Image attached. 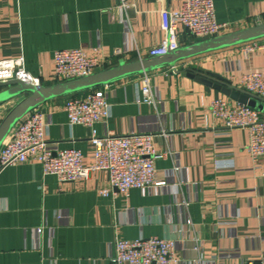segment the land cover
I'll use <instances>...</instances> for the list:
<instances>
[{
    "label": "crops",
    "instance_id": "0c3cea01",
    "mask_svg": "<svg viewBox=\"0 0 264 264\" xmlns=\"http://www.w3.org/2000/svg\"><path fill=\"white\" fill-rule=\"evenodd\" d=\"M213 1L226 33L264 23V0ZM184 2L0 0V61L23 58L31 74L52 84L57 50L82 49L98 71L144 58L166 37L163 9ZM194 42L182 34V46ZM245 45L186 60L177 72H151L150 103L141 75L101 88L110 118L94 131L152 133L157 180L165 182L156 192L113 191L106 171L61 183L34 159L0 171V264H112L118 241L153 237L177 242L173 264H264V158L250 154L249 129H228L214 114L215 100L235 102L186 76L214 72L244 90L247 74L264 79V49ZM66 99L38 108L48 148L81 150L91 165L93 129L69 122ZM10 102L0 105V123Z\"/></svg>",
    "mask_w": 264,
    "mask_h": 264
},
{
    "label": "built area",
    "instance_id": "2783aa9c",
    "mask_svg": "<svg viewBox=\"0 0 264 264\" xmlns=\"http://www.w3.org/2000/svg\"><path fill=\"white\" fill-rule=\"evenodd\" d=\"M162 27L166 37L159 46L151 48L147 56L165 55L179 49L182 34L196 41L207 40L229 30L219 23L213 0H185L180 10L162 11ZM245 50L264 49V39L245 45ZM57 82L90 75L99 69V62L79 48L57 50L53 54ZM172 71H178L177 67ZM150 73L141 75L145 102H152ZM20 80L28 84H43L31 74L23 58L0 61V83ZM244 90L254 95L264 94L262 74L251 72L243 78ZM105 86L104 88H107ZM110 104L104 89H96L68 97L64 103L69 122L89 128L110 118ZM212 109L225 120L226 128H247L251 133L249 152L254 158H264V115L257 110L225 99L215 100ZM45 115L37 108L27 114L14 127L0 148V171L9 166L23 164L30 159L42 164L45 175L54 176L61 183L87 179L94 171H106L111 190L122 194L132 189L156 192L165 182L157 180L154 160L157 156L152 133L99 136L93 129L94 162L84 163L81 150L70 148L52 151L45 140ZM108 194V191H104ZM40 231V230H39ZM178 244L172 240L145 238L116 243L112 264H173Z\"/></svg>",
    "mask_w": 264,
    "mask_h": 264
},
{
    "label": "water",
    "instance_id": "95a60500",
    "mask_svg": "<svg viewBox=\"0 0 264 264\" xmlns=\"http://www.w3.org/2000/svg\"><path fill=\"white\" fill-rule=\"evenodd\" d=\"M262 39H264V23L184 45L165 55L147 56L131 61L121 60L113 66L90 75L61 82L39 85L28 84L20 80L2 82L0 83V105L17 99L18 102L0 123V148L19 121L49 101L101 89L121 80L160 69L176 68L186 60ZM186 76L201 85L220 92L233 102L248 106L264 115V99L262 97L232 86L221 75L214 72L187 70Z\"/></svg>",
    "mask_w": 264,
    "mask_h": 264
},
{
    "label": "rangeland",
    "instance_id": "374dc122",
    "mask_svg": "<svg viewBox=\"0 0 264 264\" xmlns=\"http://www.w3.org/2000/svg\"><path fill=\"white\" fill-rule=\"evenodd\" d=\"M17 102H18V99H17V100H14V101H12V102H10V103H8L7 106H5V111H6V112H9L10 109H11V108H12Z\"/></svg>",
    "mask_w": 264,
    "mask_h": 264
},
{
    "label": "trees",
    "instance_id": "16d2710c",
    "mask_svg": "<svg viewBox=\"0 0 264 264\" xmlns=\"http://www.w3.org/2000/svg\"><path fill=\"white\" fill-rule=\"evenodd\" d=\"M198 72H203V71H198Z\"/></svg>",
    "mask_w": 264,
    "mask_h": 264
}]
</instances>
